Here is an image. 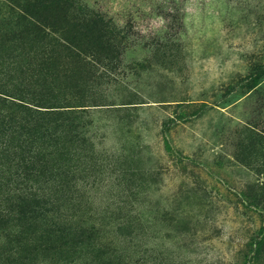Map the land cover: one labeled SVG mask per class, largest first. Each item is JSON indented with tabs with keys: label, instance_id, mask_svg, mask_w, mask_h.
<instances>
[{
	"label": "rangeland",
	"instance_id": "obj_1",
	"mask_svg": "<svg viewBox=\"0 0 264 264\" xmlns=\"http://www.w3.org/2000/svg\"><path fill=\"white\" fill-rule=\"evenodd\" d=\"M252 132L264 0H0V264H264Z\"/></svg>",
	"mask_w": 264,
	"mask_h": 264
},
{
	"label": "trees",
	"instance_id": "obj_2",
	"mask_svg": "<svg viewBox=\"0 0 264 264\" xmlns=\"http://www.w3.org/2000/svg\"><path fill=\"white\" fill-rule=\"evenodd\" d=\"M33 31H34V29H33ZM179 129H181V127H179ZM250 135H251L250 136L251 139H249V140H250V143H251V147L252 148L261 147L262 149H264V134H263V136L262 135L260 136V135H258L257 132H252ZM73 138L74 139L76 138L78 140V137L76 135H74ZM257 138H259V141L257 140ZM261 186L263 187V190H264V184H262ZM259 251H263L261 245H258V252L257 253H259Z\"/></svg>",
	"mask_w": 264,
	"mask_h": 264
}]
</instances>
